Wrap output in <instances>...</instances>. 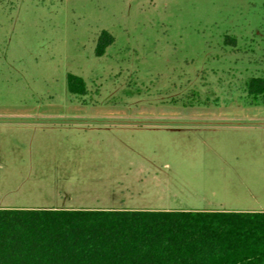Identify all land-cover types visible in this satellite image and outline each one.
Listing matches in <instances>:
<instances>
[{
    "label": "rangeland",
    "instance_id": "374dc122",
    "mask_svg": "<svg viewBox=\"0 0 264 264\" xmlns=\"http://www.w3.org/2000/svg\"><path fill=\"white\" fill-rule=\"evenodd\" d=\"M263 75L264 0H0V208L261 211Z\"/></svg>",
    "mask_w": 264,
    "mask_h": 264
},
{
    "label": "trees",
    "instance_id": "16d2710c",
    "mask_svg": "<svg viewBox=\"0 0 264 264\" xmlns=\"http://www.w3.org/2000/svg\"><path fill=\"white\" fill-rule=\"evenodd\" d=\"M113 43L103 30L96 53ZM246 89L264 103V75ZM0 264H264V210L0 208Z\"/></svg>",
    "mask_w": 264,
    "mask_h": 264
},
{
    "label": "crops",
    "instance_id": "0c3cea01",
    "mask_svg": "<svg viewBox=\"0 0 264 264\" xmlns=\"http://www.w3.org/2000/svg\"><path fill=\"white\" fill-rule=\"evenodd\" d=\"M17 208V207H16ZM21 208V207H20ZM50 209V208H57V207H49V208H47V207H42V208H39V207H35V206H30V207H24V209ZM60 209V208H59ZM101 209V208H100ZM103 209H119V208H113V207H111V208H103ZM121 209V208H120ZM123 209H133V208H123ZM261 210H264V207L263 208H261Z\"/></svg>",
    "mask_w": 264,
    "mask_h": 264
}]
</instances>
